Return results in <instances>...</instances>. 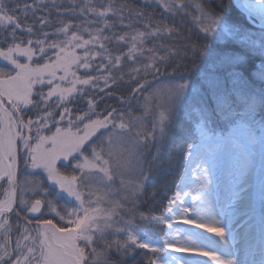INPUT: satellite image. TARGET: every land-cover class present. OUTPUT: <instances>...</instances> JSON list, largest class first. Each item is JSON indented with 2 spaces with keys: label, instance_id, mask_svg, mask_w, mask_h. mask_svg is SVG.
<instances>
[{
  "label": "snow or ice",
  "instance_id": "6c2138e0",
  "mask_svg": "<svg viewBox=\"0 0 264 264\" xmlns=\"http://www.w3.org/2000/svg\"><path fill=\"white\" fill-rule=\"evenodd\" d=\"M239 6L259 32L226 0H0V264H264L225 232L257 183L264 212V0Z\"/></svg>",
  "mask_w": 264,
  "mask_h": 264
},
{
  "label": "rangeland",
  "instance_id": "374dc122",
  "mask_svg": "<svg viewBox=\"0 0 264 264\" xmlns=\"http://www.w3.org/2000/svg\"><path fill=\"white\" fill-rule=\"evenodd\" d=\"M232 4V3H231ZM229 6V11H230V13H231V15L233 16V15H235L236 14V11L234 10V9H236L235 8V6L234 7H232L230 4H228ZM237 10V9H236ZM240 13V12H239ZM242 14V13H241ZM243 15V14H242ZM244 16V15H243ZM234 19H236V18H234ZM246 21H247V19H246ZM245 21V22H246ZM188 21H186V23H187ZM246 24L247 25H249V29H252L253 31H255V30H257L258 32L260 31V28L259 27H256V28H253V26H252V24L251 23H249L248 21L246 22ZM256 32V31H255ZM21 59H23V58H21ZM69 79H71V77H69ZM61 86H63V84L61 85ZM45 87V91H47V88H48V86L47 85H45L44 86ZM141 102H142V99H141ZM135 103V102H134ZM81 106H85V105H83V104H81ZM137 109H139V111L142 113V109H140V108H138L137 107ZM140 115V114H139ZM149 119V122H150V117L148 118ZM218 127V126H217ZM54 130V129H53ZM243 128L242 127H240V128H237L236 130H235V134H236V136L237 137H240V136H242L243 135ZM216 132H217V134H223V129H222V126H219V128L216 130ZM243 166V161L242 160H239V161H237V160H231V159H228L227 157H222V158H220V159H218L217 160V162H216V168H217V173L218 174H220V175H223L224 176V178H226L227 177V179H228V181H232L233 179H234V175H233V172H234V170L236 169V168H240V167H242ZM216 173V174H217ZM217 174V175H218ZM176 177V180H178V175L177 176H175ZM175 177H171V178H175ZM169 178H170V176H164V177H162V178H160V180H159V182L157 183V185H156V187H155V189H156V191L158 192V193H160L162 190H163V188L161 187V184H163L164 182H168L169 181ZM193 179H194V177H193ZM118 183V182H117ZM169 183V182H168ZM173 190L171 191V193L170 194H172L174 191H175V189L174 188H172ZM152 189H150V191H149V194L151 195V193H152ZM157 193V194H158ZM170 194H168V195H170ZM251 196H252V200H253V206H252V208H253V212L254 211H256V210H258L257 212H261V188H260V185H259V183H257L253 188H252V190H251ZM166 199H167V197L164 199V200H158V197H157V195H156V198L154 197H152V200H153V204L151 205V208H145L146 207V203L144 202L143 203V205L141 206V210L142 211H144V212H149V211H153L155 214H159L160 213V211H161V209H162V207H163V204H164V202L166 201ZM241 215V213H236L234 216H233V220H232V225H234L235 224V222H236V220H235V218L236 217H239ZM255 225H257V224H255ZM254 225V226H255ZM254 226H252L251 227V229H250V231L249 232H247V233H245L244 235H243V239L245 240V242L244 241H242V242H240V243H238V242H236V240H235V247L237 248V249H245L246 247L247 248H249V249H251L253 246H251L250 245V243H252V242H250V241H248L247 239H248V237H249V235H251L252 234V232H253V230H254ZM264 226V225H263ZM146 227V229L147 230H149V234L150 235H152L153 236V238H156V235H155V233H153V232H151V230H150V228L148 227V226H145ZM225 231H226V229H225ZM239 231H236L235 233H234V235H236L237 233H238ZM230 234V233H229ZM228 235V234H227ZM254 234H252V236H253ZM251 236V237H252ZM227 237V236H226ZM232 241H233V239H228V237H227V243L230 245V246H232ZM247 241V242H246ZM207 243H211V242H207ZM241 244H243V245H241ZM253 244V243H252ZM209 246H211V244H208ZM255 249H256V247H255ZM251 250H253V249H251ZM112 259H113V261L116 259V257H115V255L113 254V256H112ZM141 264H143V260H141Z\"/></svg>",
  "mask_w": 264,
  "mask_h": 264
},
{
  "label": "bare ground",
  "instance_id": "6f19581e",
  "mask_svg": "<svg viewBox=\"0 0 264 264\" xmlns=\"http://www.w3.org/2000/svg\"><path fill=\"white\" fill-rule=\"evenodd\" d=\"M217 174H216V178L220 183L221 189L223 190L229 185L230 181H228L227 177L224 178L223 175H220V174L217 175ZM252 210H253V208H251V210H249V212L247 214L241 213V215L239 217L235 218L236 223L238 224V228H241L240 232H238L235 235L236 241L238 243L244 241L243 235L246 232H249L251 227L254 226L255 224H257L254 226V228H257L256 231L258 233L264 234V226H263L264 225V212L261 211L259 213V212H257L258 210L254 211V212ZM238 213H240V212H238ZM217 218L219 219L220 217L217 216ZM224 222H226V221H222V223H224ZM234 228H235V225H232L231 230L226 228L225 232H226V236L228 237V239H233ZM197 231H199L200 236L203 238V240L206 244H211V246H209V247H213V248L216 247L215 244L207 243V242L218 241L219 240L218 237H215L212 233L203 232L202 230H197ZM262 239H264V237L255 239L256 241L254 243L256 245V250H254V251H256L257 253L259 252V246H260V242ZM230 247L234 248L233 244ZM235 249H237V248H235ZM237 250H239L241 252V258H242L244 249L243 250L237 249ZM196 259L204 260L206 262V264H212V262L210 260H208L207 257H197Z\"/></svg>",
  "mask_w": 264,
  "mask_h": 264
},
{
  "label": "trees",
  "instance_id": "16d2710c",
  "mask_svg": "<svg viewBox=\"0 0 264 264\" xmlns=\"http://www.w3.org/2000/svg\"><path fill=\"white\" fill-rule=\"evenodd\" d=\"M226 3L227 4H230L232 7H234L232 4H231V2L230 1H227L226 0ZM229 6V5H228ZM235 11H236V14L235 15H233V18H236V20H238L240 23H242L243 24V26L245 27V28H248L249 29V25H247L246 24V18H245V16H243L242 14H241V12L239 13V11L238 10H236V9H234ZM160 11H162V10H159V9H157L156 10V15L157 16H159V13H160ZM246 21V22H245ZM187 23H189L190 24V21H188ZM256 32H258L257 30H255ZM261 58L259 57V56H255V57H252L250 60H249V64H248V70L249 71H251L254 67H255V64L260 60ZM161 79H166V77H161ZM128 91H129V85L128 84H121L118 88H116V94L118 95V94H127L128 93ZM141 99H142V97H141ZM107 104H111V105H115V106H117V107H119V105H118V103H117V101L115 100V99H109L108 101H107ZM106 105H105V103H101V105H100V108L101 109H103L104 107H105ZM80 107L81 108H83V107H85V106H81L80 105ZM133 112H134V114L135 115H139V114H141V112L139 111V109H137V107H136V105H135V103L133 104ZM151 119V118H150ZM219 128V126L218 127H216V130ZM172 176H170V178H169V187H168V189H164L163 188V190L160 192V193H158L157 191H156V189H153L152 187H149V191H150V189H152L153 191H155V192H157L158 194H157V197H158V200H164L167 196H168V194H170L171 193V191L173 190L172 188V186H171V181L173 180V179H176V177L175 178H171ZM155 198H156V196H155ZM145 203H146V207L145 208H151V205L153 204V200H152V196L150 195V194H148V196L146 197V199H145Z\"/></svg>",
  "mask_w": 264,
  "mask_h": 264
},
{
  "label": "water",
  "instance_id": "95a60500",
  "mask_svg": "<svg viewBox=\"0 0 264 264\" xmlns=\"http://www.w3.org/2000/svg\"><path fill=\"white\" fill-rule=\"evenodd\" d=\"M228 1H230L234 6H236L247 17L246 11L239 6L241 0H228Z\"/></svg>",
  "mask_w": 264,
  "mask_h": 264
}]
</instances>
